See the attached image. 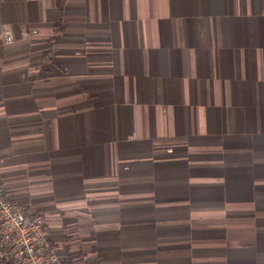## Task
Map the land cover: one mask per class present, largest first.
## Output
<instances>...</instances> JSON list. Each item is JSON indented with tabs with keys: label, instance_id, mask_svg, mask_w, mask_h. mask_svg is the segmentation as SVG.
<instances>
[{
	"label": "crops",
	"instance_id": "0c3cea01",
	"mask_svg": "<svg viewBox=\"0 0 264 264\" xmlns=\"http://www.w3.org/2000/svg\"><path fill=\"white\" fill-rule=\"evenodd\" d=\"M0 24V186L60 264H264V0H0Z\"/></svg>",
	"mask_w": 264,
	"mask_h": 264
},
{
	"label": "built area",
	"instance_id": "2783aa9c",
	"mask_svg": "<svg viewBox=\"0 0 264 264\" xmlns=\"http://www.w3.org/2000/svg\"><path fill=\"white\" fill-rule=\"evenodd\" d=\"M0 42H14L6 24H0ZM48 236L45 215L30 213L25 205L12 202L0 186V263L60 264Z\"/></svg>",
	"mask_w": 264,
	"mask_h": 264
},
{
	"label": "trees",
	"instance_id": "16d2710c",
	"mask_svg": "<svg viewBox=\"0 0 264 264\" xmlns=\"http://www.w3.org/2000/svg\"><path fill=\"white\" fill-rule=\"evenodd\" d=\"M0 264H11V263L5 261V262H2V263H0Z\"/></svg>",
	"mask_w": 264,
	"mask_h": 264
}]
</instances>
